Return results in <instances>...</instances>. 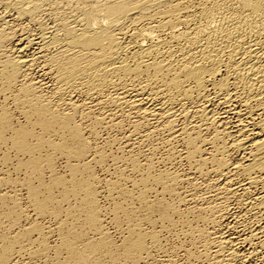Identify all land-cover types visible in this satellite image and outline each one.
Masks as SVG:
<instances>
[{
    "label": "bare ground",
    "instance_id": "obj_1",
    "mask_svg": "<svg viewBox=\"0 0 264 264\" xmlns=\"http://www.w3.org/2000/svg\"><path fill=\"white\" fill-rule=\"evenodd\" d=\"M0 81V92L13 94L25 122L15 127L11 112L1 108L0 144L9 139L20 155L13 168L23 167L25 176L12 181L19 191L26 188L33 211L21 208L15 186L8 188L12 193L0 190V217L8 221L0 229V264H14L32 243L31 257H48L52 249L57 264H141L161 247L159 236L178 226L180 210L173 200H161L163 194L149 200L146 193L153 184L176 194L178 172H154L145 158L130 187L119 181L121 167V177L102 180L101 189L92 171V164L107 159L93 141L96 127L119 124L120 116L131 118L133 131L145 128L146 138L165 131L168 141H179L187 170L220 176L218 198L235 197L249 216L218 236L181 220L191 243L201 246L196 255L187 251L192 261L248 264L244 257L258 253L264 259V0H0ZM57 156L65 159L63 175L55 170ZM137 158H127L135 172L143 166ZM8 176L0 177V187ZM101 191L111 200L108 222L125 233L119 243L104 229ZM133 199L144 213L127 209L132 203L124 207ZM221 206L205 204L200 210L208 215L201 220L218 224L227 214ZM29 213L49 216L54 225ZM54 233L58 242L51 245Z\"/></svg>",
    "mask_w": 264,
    "mask_h": 264
},
{
    "label": "rangeland",
    "instance_id": "obj_2",
    "mask_svg": "<svg viewBox=\"0 0 264 264\" xmlns=\"http://www.w3.org/2000/svg\"><path fill=\"white\" fill-rule=\"evenodd\" d=\"M15 25H18V24H16L15 23ZM14 25V26H15ZM16 27V26H15ZM18 27H19V25H18ZM10 46H11V43H7L6 44V49H8L7 47H9L10 48ZM33 73H36V70H33ZM0 89H1V81H0ZM13 93V92H12ZM12 97H13V94H11V92L10 91H4L3 93H1L0 92V109L1 108H6L9 112H11L10 113V115L12 116V124L14 125V123H15V127H19L20 125H22L23 123L25 124V122L23 121L24 119V117H22V114H20L18 111L19 110H17L18 108L16 107V104L14 103V101H13V99H12ZM17 110V111H16ZM19 116V117H18ZM133 116V115H132ZM131 116V117H132ZM120 119H121V122L119 123V124H116V125H113V126H109V127H107V126H105V124L104 123H99L98 125H101V126H97L96 127V134H95V137H96V135H97V137L95 138V139H93V141H94V143H96V146L98 145V147L100 146V148L101 149H103V151L105 152V154H106V160H104V162L102 163V164H99V163H96V164H92L91 166H92V171H93V173H94V176L96 177V178H99V181H101L100 182V184H101V186H100V188L101 189H104V188H102V187H105V185L103 184V183H105L104 181H102V180H104V179H116V180H118V178H119V176L118 175H120V177H121V171H120V168L122 167V171L124 172V173H122V177H124L125 178V176H126V178L125 179H127L126 181H125V179L124 178H119V181H120V183L122 184V183H124V185L123 186H126V187H130L129 185H130V182L132 181V180H136V179H138L137 177L139 176V175H141L142 173V169H144L146 166H145V158H146V162L148 163L149 161H151V162H149V163H151L150 165L153 167V171L154 172H159V170L161 171V170H163V169H166L167 171H171V173H176V172H178V174L176 173V175H178L179 176V179L181 178V181L179 180L176 184H175V186H174V189L176 190V194H174V195H177L178 194V196H180V198L179 197H176V196H174L173 194L172 195H168V193H162V192H160V187L159 186H156V185H153V184H150L151 186H149V187H152V189H150V190H148V192L146 193L147 194V197H148V199L149 200H154V199H156V198H159L160 197V195L161 194H163L164 195V198L161 196V200H164V202L166 201V202H168L169 201V203L173 200H175V202H171V203H173V204H175L177 207H178V211H179V214L176 216V215H174V221H175V223H177L176 225H178L173 231H171V232H163V234H161L160 236H159V238L161 239L160 240V248L159 249H157V250H153L152 252H151V257L150 258H148L147 260H145L144 261V263L142 262L141 264H168V262H169V264H183L184 262H187L188 260V263H192V264H199V263H201V264H203V262L205 263V261H203L202 259H204V258H200L201 260H199V258H192L193 259V261L191 260V257L189 258V255H187L188 253H187V251L190 253H192V254H194V255H196V253H197V251H198V249L200 250L201 249V246H200V244H196V245H193L192 243H191V238H190V234L189 235H187V231L185 230V228H183L182 227V221L181 220H185V221H187V225L189 226V228L190 229H198V228H205L206 230H208V231H210L211 232V235H214V236H218V233L220 232H226V230H228V227L230 226V225H232L231 223H236L237 222V224L239 225L241 222H248L249 221V216L248 215H246L245 213H243L244 212V210L238 205V204H236V203H234V202H236L235 200V197H229V198H231V199H223V198H221V199H219L218 198V196L219 195H217V193L218 192H220V195L222 194L221 193V190H217L216 189V187H218V184L220 183V181H221V177L220 176H216V175H214L212 172L210 173H207L208 171H206L205 173L206 174H198V177H197V174H196V172L195 171H193L192 169H190V166H189V168H188V170H187V168L186 167H188V163L187 162H184V160L182 159V146L180 145V142L179 141H175V140H172V141H168L167 140V136H166V132L165 131H163V132H156V133H154V134H151L148 138H146L147 136H144L145 135V133H143L144 132V129L143 130H140V131H143V132H140V131H138V132H136V131H133L132 130V128H129V127H131L130 126V123H128L129 122V120L131 119V118H124V116H120ZM128 119V120H127ZM126 120V121H125ZM88 122V121H87ZM23 124V125H24ZM104 124V125H103ZM128 126H127V125ZM105 126V127H103V126ZM116 128H115V127ZM128 127V128H127ZM103 128V129H102ZM100 130V131H99ZM103 130V131H102ZM126 130H128V131H126ZM132 131V132H130V131ZM125 132H128V133H125ZM8 133H10V131H7V132H5V136L7 135V139H8V136H9V134ZM133 133V134H132ZM164 133V134H163ZM124 134H126V135H124ZM128 134V135H127ZM136 134V135H135ZM139 134V135H138ZM158 134V135H157ZM160 134H162V135H160ZM153 135H154V137H153ZM164 135V136H163ZM126 136H128V138L125 137ZM132 138H131V137ZM144 136V137H143ZM160 136L162 137V138H160ZM155 137H156V139H155ZM159 137V138H158ZM165 139H164V138ZM141 138H144V140H145V138L147 139V140H145L146 142H144V140L142 139V141L140 142L139 140H141ZM151 138H153V139H151ZM158 138V139H157ZM167 141V142H169V143H172V144H165V143H167V142H165V141ZM8 141H9V139L6 141L7 142V144H4V143H6V142H3V143H1L0 144V177H2V176H4V178L5 177H7L8 176V174H9V176L8 177H10V180H9V182H7V183H9V184H7L6 182L4 183V185L2 186V187H0V190H2V191H5L4 190V188L6 189L7 188V190L6 191H8V192H11L12 193V191H9V189L11 188V190L13 189V187L15 186V188H16V194H18L17 195V197H18V202H20L19 204H20V206H21V208L22 209H25L26 210V208H27V211L29 210V212L31 213V214H33V211H32V209H30V206L28 205L29 204V201H28V199L26 198L27 197V191H26V188L24 189H22V187H21V189H20V191H19V189L17 188V186L15 185L16 183L15 182H18V180H19V182L22 180V177L24 178V176H25V170L23 169V167H21V168H19L20 170H18V168L17 169H15L16 168V166H14L16 163H17V159L19 158V156L16 154V156H18L17 157V159H16V156L14 155V153L16 152L12 147H11V144H8ZM96 141V142H95ZM147 141H149V142H147ZM158 141V142H157ZM140 142V143H139ZM153 142V143H152ZM174 142H175V144H174ZM179 142V143H178ZM9 143H10V141H9ZM139 143V144H138ZM145 143V144H144ZM134 144V145H133ZM138 144V145H137ZM152 144V145H151ZM165 144V145H164ZM6 145V146H5ZM167 145L169 146V147H167ZM4 148H3V147ZM8 146V147H7ZM11 148H10V147ZM131 146V147H130ZM174 146V147H173ZM6 147V148H5ZM154 147V148H153ZM174 149H173V148ZM181 147V148H180ZM8 148H9V150H8ZM47 148V149H46ZM169 148H171V150H172V152H170L169 153V151H171ZM165 149H167V151L165 150ZM44 150V151H43ZM43 150H42V153H44V152H46L47 150H48V147H44L43 148ZM14 151V152H13ZM181 151V152H180ZM178 152V153H177ZM4 153V154H3ZM131 153V154H130ZM172 153V154H171ZM174 153H175V155H174ZM5 154H6V156H5ZM137 155V159L139 160V162L140 163H142L143 164V166H142V168H141V165H140V168H141V171H136L135 172V170H131V166H130V164H129V162L127 161L128 159H129V156H131V155ZM180 154V155H179ZM3 155L5 156V157H3ZM149 155V157H147ZM170 155V156H169ZM178 155L180 156V157H178ZM22 157V156H21ZM59 157V158H58ZM170 157V158H169ZM128 158V159H127ZM148 158V159H147ZM179 158H181V159H179ZM6 159V160H5ZM114 159V160H113ZM150 159V160H149ZM152 159V160H151ZM3 160H5V161H3ZM16 161V162H15ZM114 161V162H113ZM125 161H127L126 163L127 164H125ZM142 161V162H141ZM170 161V162H169ZM2 162V163H1ZM117 162V163H116ZM144 162V163H143ZM122 163V164H121ZM117 164V165H116ZM188 164V165H187ZM124 165V166H123ZM165 165V166H164ZM127 166V167H126ZM129 166H130V170H129ZM13 167H15V168H13ZM118 167V168H117ZM126 167V168H125ZM57 168V169H56ZM125 168V169H124ZM4 169V170H3ZM15 169V170H14ZM47 168H44V176H46L45 177V180H47L48 178V175L49 174H47L48 173V169L46 170ZM118 169V170H117ZM124 169V170H123ZM191 171H190V170ZM46 170V171H45ZM55 170H56V172L57 173H60V174H64V172L65 173H67V168H66V165H65V159H64V157H60V156H57L56 157V160H55ZM126 170V171H125ZM4 171V172H3ZM8 172V173H6V172ZM21 171V172H20ZM23 171V172H22ZM119 171H120V174H119ZM190 171V172H189ZM21 174H20V173ZM107 172V173H106ZM112 172V173H111ZM116 172V173H115ZM133 172H135V173H132ZM22 173L24 174V175H22ZM118 173V175H116L115 176V174H117ZM137 173V174H136ZM182 173V174H181ZM187 173V174H186ZM5 174V175H4ZM6 174H7V176H6ZM127 174V175H126ZM128 174H130V176L128 175ZM182 176H181V175ZM187 176H186V175ZM211 174H213V175H211ZM114 175V176H113ZM193 175H194V177H193ZM203 175H204V177H205V179H203L202 180V178H204L203 177ZM206 175V176H205ZM112 178H111V177ZM128 176V177H127ZM137 176V177H136ZM191 177V179L189 178V177ZM214 176V177H213ZM19 177L21 178V179H19ZM113 177H115V178H113ZM131 177H133V178H131ZM140 177V176H139ZM183 177H186L185 179L187 180V181H185V179H183ZM187 177H188V179H187ZM200 177V178H199ZM211 177V178H210ZM213 177V178H212ZM215 177H216V179H215ZM18 180H17V179ZM103 178V179H102ZM132 180H131V179ZM135 178V179H134ZM192 178H196V179H193L192 180ZM208 178V179H207ZM219 180H218V179ZM12 179H13V181H15V182H13L12 181ZM34 179V180H33ZM31 178V180L33 181V183L34 184H37L38 182H37V179L35 180V176H34V178ZM120 179H124V180H120ZM129 179V180H128ZM210 179V180H209ZM7 180H8V178H7ZM216 180V181H215ZM12 181V182H11ZM121 181H123V182H121ZM125 181V182H124ZM128 181V182H127ZM191 181V182H190ZM218 181V182H217ZM210 182V183H209ZM12 183L14 184V185H12ZM132 183V182H131ZM189 183V184H188ZM201 183V184H200ZM206 183V184H205ZM218 183V184H217ZM6 184V185H5ZM11 184V185H10ZM106 184V183H105ZM178 184V185H177ZM181 184V185H180ZM194 184V185H193ZM217 186H216V185ZM7 185H8V187H7ZM197 187H196V186ZM5 186V187H4ZM13 186V187H12ZM156 186V187H155ZM193 186V187H192ZM207 186V187H206ZM216 186V187H215ZM10 187V188H9ZM18 187L20 188V186L18 185ZM155 187V188H154ZM175 187H177V188H175ZM194 187H196V188H194ZM213 187V188H212ZM9 188V189H8ZM208 188H209V190H208ZM212 188V189H211ZM154 189H156V190H154ZM214 189H216V190H214ZM14 190V189H13ZM157 190H159V191H157ZM174 190V191H175ZM197 190V191H196ZM206 190V191H205ZM17 191H19L18 193H17ZM150 191V192H149ZM188 193H187V192ZM208 191V192H207ZM213 191H215V193L213 192ZM134 192H136V190L134 191ZM155 192H158V193H156V195H155ZM178 192V193H177ZM207 192V193H206ZM161 193V194H160ZM180 193V194H179ZM187 193V194H186ZM194 194V196H193V194ZM209 193V194H208ZM211 193V194H210ZM100 194H102V196L103 197H101V196H98V198H99V203L101 204V205H103L104 207H106L107 209H106V211H107V215L105 216V219H107V221L106 222H104V229L107 231V232H109V235L111 236V238L116 242V243H119L120 241H121V236L122 235H125V233H124V231H123V234L121 233L122 232V230H120V228L119 229H116V227H114V224L112 223V222H108V221H110V217H111V215L109 214V210H111V203L109 202V201H111V200H108L109 198L108 197H104V194H103V192L101 191V193ZM150 194V195H149ZM159 194V195H158ZM185 194V195H184ZM196 194V195H195ZM208 194V195H207ZM214 194V195H213ZM168 195V196H167ZM183 195V196H182ZM187 195V196H186ZM189 195V196H188ZM216 195H217V197H216ZM172 196V197H171ZM192 196V197H191ZM202 196H206V197H203L204 198V200L206 201H204V200H202L203 198H202ZM213 196V197H212ZM185 197V199H184V201H183V198ZM191 197V198H190ZM208 197V198H207ZM154 198V199H153ZM172 198V199H171ZM175 198V199H174ZM195 198V199H194ZM233 198V199H232ZM237 198V197H236ZM177 199H179V200H181L180 201V204H179V202L177 203ZM200 199L203 201H200ZM210 199V200H209ZM223 199V200H222ZM134 200V199H133ZM133 200H131V202H129V200L128 201H126V202H124L123 204H124V207H127V204H128V206L130 205V203H134L135 202V200L133 201ZM178 200V201H179ZM189 202H188V201ZM214 200V201H213ZM215 200H217V201H215ZM222 200V201H221ZM185 201H186V203H185ZM212 202V203H214L215 202V204H219V205H224V206H221V207H223L222 209H224V212H226L227 214H225L224 213V218L223 219H220V221L218 222V224H216V225H210L211 223H209V222H206V219H205V222H203L204 221V219L203 220H201L202 218H207V215L208 214H204V213H206V211L205 210H203V212H201V210L203 209V206H205V204L206 205H208L209 204V202ZM226 201L228 202V203H226ZM234 201V202H233ZM109 202V203H108ZM129 202V203H128ZM200 202H202V203H200ZM219 202H221V203H219ZM125 203H126V205H125ZM204 203V204H203ZM222 203H225V204H228V205H225V204H222ZM231 203V204H230ZM234 204V205H233ZM134 205V206H133ZM133 205H131V206H129V207H127V209L128 208H130L131 210H134L135 212H137V214H142V213H144V212H142L143 211V209L141 210V208L139 207V209H138V206H137V204H133ZM231 207H230V206ZM239 207H238V206ZM29 206V207H28ZM227 206H229V207H227ZM133 207H137L136 209L134 208L133 209ZM200 207V208H199ZM227 207V208H226ZM235 209H234V208ZM29 208V209H28ZM241 208V209H240ZM129 209V210H130ZM201 209V210H200ZM233 210V211H231L230 212V210ZM238 209V210H237ZM226 210V211H225ZM229 210V211H228ZM237 211V212H235V211ZM240 210V211H239ZM140 211V213H138ZM230 212V213H228V212ZM181 212V213H180ZM239 212H240V216H241V214L243 215V216H238L239 215ZM30 213H29V215H30ZM111 213H112V211H111ZM235 213V214H234ZM231 214L233 215V216H231ZM237 214V215H236ZM154 215V214H153ZM152 215V218L154 219L155 218V220H156V215H154L153 216ZM226 215V216H225ZM229 215V216H228ZM234 215H236V216H238V217H236V216H234ZM31 216V215H30ZM109 218H108V217ZM247 216V217H246ZM35 217V218H34ZM41 217V216H40ZM40 217H36L35 215H32L31 216V218H34V220H38L39 221V223L40 224H42V225H44V226H53L54 225V220L51 218V217H49V216H42L41 218ZM47 217H49V218H47ZM228 217H229V219H228ZM236 219H234V218ZM38 218V219H37ZM199 218V219H198ZM248 218V219H247ZM46 219V220H45ZM228 219V220H227ZM234 219V220H233ZM0 220H4V221H0V223L2 224V225H0L1 227H0V229L4 226V227H6V223H5V220H6V222L8 223V221H7V219H4V218H1L0 217ZM33 220V219H32ZM52 220V221H51ZM197 220V221H196ZM229 221V222H227V221ZM233 220V221H232ZM238 220H240V223H238ZM242 220V221H241ZM246 220V221H245ZM75 221L76 220H74L73 222L75 223ZM226 221V222H225ZM77 222V221H76ZM108 222V223H107ZM221 222H222V224H221ZM4 223H5V225H4ZM81 223V220L79 221L78 220V222L76 223V224H80ZM155 223H157V224H155V228L157 229L158 227L160 228L161 227V224H160V222L159 221H156ZM225 223V224H224ZM230 223V224H229ZM21 225H22V222L20 223ZM25 224V223H24ZM180 224V225H179ZM219 224H220V227H219V229H218V226H219ZM236 224V225H237ZM20 225V226H21ZM113 225V226H112ZM157 225H159V226H157ZM19 226V225H18ZM111 226V227H110ZM192 226V227H191ZM3 227V228H4ZM213 227V228H212ZM215 227V228H214ZM224 227H226V228H224ZM144 228H146V226H144ZM158 228V229H159ZM221 228V229H220ZM115 229V230H114ZM157 229V230H158ZM182 229H184V230H182ZM223 229V230H222ZM216 230V231H215ZM222 230V231H221ZM114 231H116V232H114ZM121 231V232H120ZM173 232V233H172ZM181 232V233H180ZM183 232L184 233H186V234H183ZM214 232V233H213ZM119 233V234H118ZM121 233V234H120ZM219 233V234H220ZM121 235V236H120ZM52 236V237H51ZM50 237H49V243L52 245H54V243L57 241L58 242V239H57V237H56V234L54 233V234H52ZM33 237H35V236H33ZM123 237V236H122ZM52 239V240H51ZM54 239L56 240V241H54ZM120 240V241H119ZM190 240V241H189ZM51 241V242H50ZM56 242V243H57ZM55 243V244H56ZM165 243V244H164ZM34 244V245H33ZM31 245V246H30ZM30 245H28L26 248L27 249H25L26 251H30L29 253L28 252H26V251H23V253H21L20 254V256L22 255V257H20L19 255L17 256L16 255V257H15V259L16 260H14V264H57V262H56V260H54L56 263H54V261L52 260V259H54V252H53V250L51 249V250H49L50 252V254L48 253V257L47 256H39V255H35V256H32L31 257V255H30V253H32V252H35V250H36V248H37V245H36V243H32V244H30ZM30 246V247H29ZM28 247H29V249H28ZM190 247V248H189ZM200 247V248H199ZM31 248H33L34 250L33 251H31L32 249ZM187 248V249H186ZM25 252H26V254H25ZM242 252H244V253H246L244 250H242ZM29 254V255H28ZM32 255H34V253L32 254ZM50 255V256H49ZM187 255V257H185ZM253 255V254H252ZM252 255H250V256H245L244 258H245V260H246V262L249 264L250 262V264H253V262H254V264H264V259H263V257L262 256H260L261 254H259L258 253V255L256 254H254L256 257H254V255L252 256ZM37 256H39V257H37ZM53 256V257H52ZM257 256H259V257H257ZM19 257V258H18ZM29 257V258H28ZM34 257H36V258H34ZM45 259H44V258ZM49 258V259H47V258ZM251 258V260H250V258ZM254 258H255V261H254ZM187 259V260H186ZM195 259V260H194ZM197 259V260H196ZM249 259V260H248ZM261 259V260H260ZM166 260V261H165ZM167 260H168V262H167ZM175 260V261H174ZM186 260V261H185ZM15 261H16V263H15ZM197 263H196V262ZM201 261V262H200ZM249 261V262H248ZM253 261V262H252ZM262 261V262H261Z\"/></svg>",
    "mask_w": 264,
    "mask_h": 264
}]
</instances>
